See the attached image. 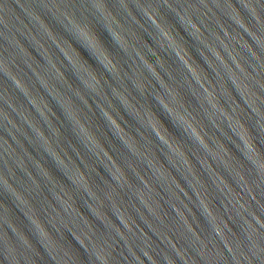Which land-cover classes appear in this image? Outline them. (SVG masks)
I'll list each match as a JSON object with an SVG mask.
<instances>
[{
    "label": "water",
    "instance_id": "1",
    "mask_svg": "<svg viewBox=\"0 0 264 264\" xmlns=\"http://www.w3.org/2000/svg\"><path fill=\"white\" fill-rule=\"evenodd\" d=\"M0 264H264V0H0Z\"/></svg>",
    "mask_w": 264,
    "mask_h": 264
}]
</instances>
